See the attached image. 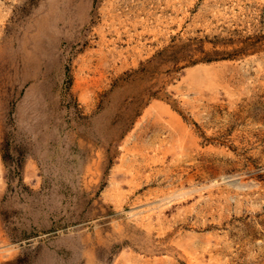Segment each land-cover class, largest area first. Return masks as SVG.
<instances>
[{
    "label": "rangeland",
    "instance_id": "1",
    "mask_svg": "<svg viewBox=\"0 0 264 264\" xmlns=\"http://www.w3.org/2000/svg\"><path fill=\"white\" fill-rule=\"evenodd\" d=\"M0 264H264V0H0Z\"/></svg>",
    "mask_w": 264,
    "mask_h": 264
},
{
    "label": "bare ground",
    "instance_id": "2",
    "mask_svg": "<svg viewBox=\"0 0 264 264\" xmlns=\"http://www.w3.org/2000/svg\"><path fill=\"white\" fill-rule=\"evenodd\" d=\"M242 184H244V182H243V181H241L239 185H242Z\"/></svg>",
    "mask_w": 264,
    "mask_h": 264
}]
</instances>
